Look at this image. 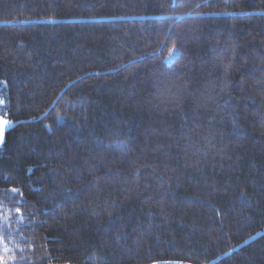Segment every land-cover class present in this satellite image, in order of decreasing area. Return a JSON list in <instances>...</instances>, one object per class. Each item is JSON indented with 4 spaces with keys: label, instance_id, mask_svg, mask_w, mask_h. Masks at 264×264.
<instances>
[{
    "label": "trees",
    "instance_id": "trees-1",
    "mask_svg": "<svg viewBox=\"0 0 264 264\" xmlns=\"http://www.w3.org/2000/svg\"><path fill=\"white\" fill-rule=\"evenodd\" d=\"M0 97V264H264V0H0Z\"/></svg>",
    "mask_w": 264,
    "mask_h": 264
},
{
    "label": "rangeland",
    "instance_id": "rangeland-1",
    "mask_svg": "<svg viewBox=\"0 0 264 264\" xmlns=\"http://www.w3.org/2000/svg\"><path fill=\"white\" fill-rule=\"evenodd\" d=\"M5 101L2 97H0V120L5 121L6 123L3 125H0V148L2 145V141H3V133L7 130V128L9 127L8 125H11V121L2 113V107L4 105ZM0 215H1V210H0ZM2 243V239L0 237V244Z\"/></svg>",
    "mask_w": 264,
    "mask_h": 264
},
{
    "label": "snow or ice",
    "instance_id": "snow-or-ice-1",
    "mask_svg": "<svg viewBox=\"0 0 264 264\" xmlns=\"http://www.w3.org/2000/svg\"><path fill=\"white\" fill-rule=\"evenodd\" d=\"M174 53H175V49H173V53L170 54V57H171V55H174ZM5 123H6L5 121L0 120V125H3ZM8 126L10 127L11 125L9 124ZM13 191H15V190H13Z\"/></svg>",
    "mask_w": 264,
    "mask_h": 264
}]
</instances>
